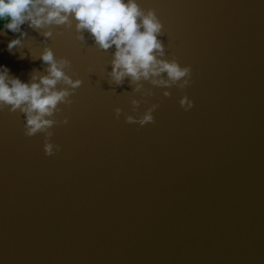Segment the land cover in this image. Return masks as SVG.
Returning <instances> with one entry per match:
<instances>
[{
    "label": "water",
    "instance_id": "water-1",
    "mask_svg": "<svg viewBox=\"0 0 264 264\" xmlns=\"http://www.w3.org/2000/svg\"><path fill=\"white\" fill-rule=\"evenodd\" d=\"M138 3L156 10L165 58L191 65V85L133 94L108 75L114 46L53 26L47 45L83 83L56 114L53 156L22 113L0 111V264H264V0ZM23 27L11 51L16 34H0V67L29 82L46 74L45 42ZM152 104L155 123L126 122Z\"/></svg>",
    "mask_w": 264,
    "mask_h": 264
},
{
    "label": "clouds",
    "instance_id": "clouds-1",
    "mask_svg": "<svg viewBox=\"0 0 264 264\" xmlns=\"http://www.w3.org/2000/svg\"><path fill=\"white\" fill-rule=\"evenodd\" d=\"M38 32L44 38L45 47L40 59L46 65L44 75L34 73L29 82L10 74L7 66L0 67V111L20 112L25 117L24 134L33 137L45 135L44 152L53 156L61 150L51 142L54 127L61 121L56 114L61 104L71 106L76 89L83 81L69 74L72 62L66 57L57 58L47 41L54 35L53 26L75 27L76 38L85 42V33L94 40L95 46L104 51L115 48L108 74L111 82L123 85L128 79L134 85V93L145 97L154 95L145 89L143 82L159 88L177 87L181 90L192 83L191 65L181 66L175 58L166 59L163 36L164 25L155 9H143L138 0H0V34L12 32L16 38L8 44V50L22 47L28 32L23 26ZM63 85V87H58ZM171 97V91L163 93ZM141 100L132 99L133 111ZM147 102V101H144ZM180 106L189 111L194 101L184 95ZM159 104H152L139 117L126 115V122L141 127L155 123L154 112ZM116 118L122 114L115 109ZM68 118L62 121L67 124Z\"/></svg>",
    "mask_w": 264,
    "mask_h": 264
}]
</instances>
